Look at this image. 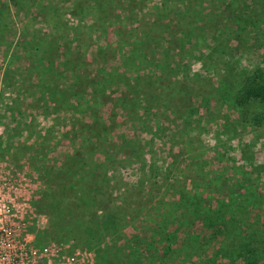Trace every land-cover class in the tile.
Here are the masks:
<instances>
[{
	"label": "rangeland",
	"instance_id": "1",
	"mask_svg": "<svg viewBox=\"0 0 264 264\" xmlns=\"http://www.w3.org/2000/svg\"><path fill=\"white\" fill-rule=\"evenodd\" d=\"M258 66L264 0H0V163L39 219V253L96 264L104 233L82 214L116 202L144 230L121 264L245 243L264 256V104L235 103ZM194 206L224 211V233L197 227ZM168 236L175 252L154 257Z\"/></svg>",
	"mask_w": 264,
	"mask_h": 264
},
{
	"label": "trees",
	"instance_id": "2",
	"mask_svg": "<svg viewBox=\"0 0 264 264\" xmlns=\"http://www.w3.org/2000/svg\"><path fill=\"white\" fill-rule=\"evenodd\" d=\"M97 72L93 71V75H96ZM98 74V73H97ZM103 81L106 80V76H103ZM103 81H95L93 82V93H100L101 97H105L104 92H99L101 90V84ZM105 100V99H104ZM235 103L239 106H246L251 103H260L264 104V67L258 66L256 67L250 76L247 78L244 87L239 91L236 96ZM252 121L256 126L264 125V115L256 112L252 117ZM96 136L95 138H97ZM84 153H82L83 155ZM73 157L78 158V152H76ZM55 188L52 194L55 195L57 191L61 190L62 194V186L61 179L59 177L54 178ZM79 180H71V185L76 184ZM53 184V182H49V184ZM53 186V185H51ZM48 189H52L49 187ZM49 192H52L48 190ZM82 198H84L82 196ZM50 199V198H49ZM53 199V198H52ZM77 200V199H75ZM74 200V201H75ZM93 207H95V203L93 201ZM193 211L195 212V221L197 227H207L212 232V234L219 236V234L224 233V228L227 224V220L224 216L225 212L221 210H217L214 214L210 216V218L200 215L201 209L193 207ZM140 212L137 211L136 214L133 212H129L125 209V207L117 204L116 202H111L105 208L101 209L95 214L92 212H85L82 214V217L85 219H89L98 222L101 225V229L104 233V237H102V241L104 244L99 247V256L96 258V264H102L104 262H111L115 260L114 264H121V260L128 255L131 248L138 252V250L142 251V247L140 242L133 241L132 247L128 244L126 240L130 239L131 235H141L144 237V230H139L136 228V233H129L127 230L128 223L130 225H134L138 219L142 216ZM64 218V216L59 215L60 218ZM72 217H75L72 213ZM135 227V226H132ZM181 228L176 229L175 233L177 235L180 234ZM111 232V235L109 234ZM108 233V234H107ZM180 236V235H179ZM166 239L160 246L155 245L154 249L156 252L153 253L154 257L158 256V253H167L169 251H174L175 249L170 243V237ZM186 249V248H185ZM163 263V259L156 258ZM184 264H264V256L258 254L257 250L251 246L250 243L243 244L240 248H237L236 245L231 246V249L228 248L227 253L224 256L218 254L217 257L209 256L207 258L200 257L198 259H194L192 262H184Z\"/></svg>",
	"mask_w": 264,
	"mask_h": 264
},
{
	"label": "built area",
	"instance_id": "3",
	"mask_svg": "<svg viewBox=\"0 0 264 264\" xmlns=\"http://www.w3.org/2000/svg\"><path fill=\"white\" fill-rule=\"evenodd\" d=\"M16 178L11 167L0 163V264H50L48 253H39L35 246L37 215L10 196L21 184Z\"/></svg>",
	"mask_w": 264,
	"mask_h": 264
}]
</instances>
